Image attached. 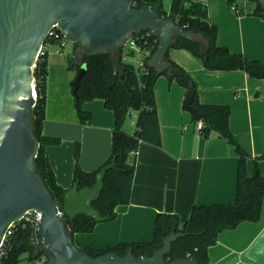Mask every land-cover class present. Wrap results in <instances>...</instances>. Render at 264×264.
<instances>
[{"label":"crops","instance_id":"obj_1","mask_svg":"<svg viewBox=\"0 0 264 264\" xmlns=\"http://www.w3.org/2000/svg\"><path fill=\"white\" fill-rule=\"evenodd\" d=\"M196 1L207 5L209 21L217 27L218 45L264 64V18L254 14L255 2L237 0L238 15L228 0ZM168 59L193 80L199 103L230 106L229 128L249 154L247 171L251 175L254 158L264 153V79L239 69L208 70L185 49L171 47ZM53 88L52 82H47L46 93H52ZM154 94L161 142L141 141L138 149L127 155V162L134 166L129 202L116 207L113 220L98 222L90 233H75L73 240L79 248L148 242L159 212L177 214L182 224L194 204L235 201L239 157L234 147L217 132L205 136L197 128L199 121L183 108L186 89L177 80L159 76ZM83 108L91 114L87 123L80 122L75 95L70 115L60 102L55 107L45 105L42 134L60 139L59 144L46 147L48 160L57 183L66 190L74 179L77 144L78 165L87 172L102 166L112 150L113 111L101 99L85 102ZM123 129L133 133L134 113L126 118ZM259 166L264 176V160ZM207 254L209 264H264V196L259 218L222 231Z\"/></svg>","mask_w":264,"mask_h":264},{"label":"trees","instance_id":"obj_2","mask_svg":"<svg viewBox=\"0 0 264 264\" xmlns=\"http://www.w3.org/2000/svg\"><path fill=\"white\" fill-rule=\"evenodd\" d=\"M158 0H132L137 8L153 6ZM162 1V0H161ZM229 6L236 5L237 0H228ZM163 7V2H162ZM254 14L264 18L263 8L256 3ZM162 18L171 19L187 31L203 35L208 42V49L202 53L200 42L190 41L184 37H175L173 48L185 49L195 57L203 61L204 66L211 71L243 70L249 76L264 79V64L258 60L247 58L242 53L231 52L227 47L217 44V27L209 21L207 5L196 0H171L170 9L164 11ZM156 42L154 49L158 47ZM78 45H74V49ZM154 50V51H155ZM111 54L84 55L83 61L86 70L81 77L76 89L75 105L81 123H87L91 114L83 108L85 102L96 99L104 101L107 109L114 113V127L112 131V150L107 161L97 170L83 171L78 165L80 149L78 144L74 149L76 165L74 169V181L79 182V187L92 186L95 175L100 169L114 162V167L109 169L104 178V187L100 197L93 202V207L100 215L106 217V221L116 217V207L129 202L134 178V166L127 162V155L135 152L141 141L159 145L161 142L159 121L156 112L154 84L161 75L149 67L146 74L137 76L133 66L119 60L121 70H117L111 58ZM71 57L67 58L68 67L71 70H79L78 66H71ZM169 60L175 70L176 76L169 78L177 80L186 76L185 70ZM36 80V104L33 107L35 117L34 128L40 143L35 157L36 168L55 203L60 210L63 204V196L66 189L61 187L55 178L49 164L46 151L47 146L57 145L58 137L42 134L43 121L45 119V99L48 77L47 57L39 60L34 69ZM190 78V77H189ZM72 89L74 86L72 84ZM193 106L203 117L201 132L209 136L217 132L226 138L234 147L238 157V169L236 177L235 201L231 204H194L191 207L189 217L181 224L177 214L159 212L154 221V230L151 241L148 242H122L108 245L103 248H81L92 257H97L109 252L120 256L129 251L136 257L151 256L153 252L163 246V240L173 232L182 235L171 244V252L167 256L168 261L175 259L195 258L199 264H209L208 248L215 244L219 234L226 229H233L243 221H256L261 212L264 196V176L261 175L259 161L264 160V153L254 158L253 173L247 171V159L249 154L235 139L229 128L230 106L221 104H201L195 93ZM135 115V129L128 134L123 129V124L132 113ZM97 221L85 215H78L69 220L68 230L75 233H90L97 225ZM33 231L29 224H19L13 232L11 246L3 264H20L21 256L27 253L32 262L35 257L30 245ZM14 238L18 243L14 242ZM19 244L21 246H19Z\"/></svg>","mask_w":264,"mask_h":264},{"label":"water","instance_id":"obj_3","mask_svg":"<svg viewBox=\"0 0 264 264\" xmlns=\"http://www.w3.org/2000/svg\"><path fill=\"white\" fill-rule=\"evenodd\" d=\"M259 3L264 0H249ZM132 0H0V243L12 223L29 210L41 212L38 232L46 244L45 264H199L195 258L168 261L171 244L182 233L173 232L163 246L151 256H124L109 252L90 256L75 245L68 230L70 219L85 215L104 222L93 207L104 187L106 172L114 162L103 166L95 175L92 186L79 187L74 181L63 196L60 210L46 188L35 165L40 143L35 133L33 107L34 72L41 45L55 24L66 40L78 45L70 62L79 70L73 81V94L86 70L84 55L111 54L117 70H121L118 50L136 31H150L158 39V47L150 58L149 67L158 75L166 72L176 76L167 60L175 37L200 42L202 53L208 49L207 39L183 29L171 19L162 18V1L153 6L137 8ZM186 89L183 108L195 119L203 116L193 106L196 88L186 76L177 78ZM14 242L18 240L14 238ZM19 246H21L19 244ZM31 247V245H29ZM39 251L33 256L37 257Z\"/></svg>","mask_w":264,"mask_h":264},{"label":"built area","instance_id":"obj_4","mask_svg":"<svg viewBox=\"0 0 264 264\" xmlns=\"http://www.w3.org/2000/svg\"><path fill=\"white\" fill-rule=\"evenodd\" d=\"M131 6L135 7L132 2ZM231 9L238 15L241 14V11L238 9L237 5L232 4ZM156 42H158V39L153 36L150 31H136L126 40L124 45L118 50L119 60L131 64L137 76L140 77L142 74H146L148 72L150 58L156 51L154 49ZM67 43L68 40L65 39L63 33L59 30L58 25L55 24L52 30L49 32L48 36L46 37L44 43L40 47L36 64L39 60L48 57V51L51 45L55 44L63 47L67 45ZM36 64L33 66V72L36 67ZM35 87L36 80L34 78V90H36ZM35 99H37V96L35 97ZM197 128L202 129L201 122L197 124ZM41 216V212L37 210H29L23 216V218L12 223L0 243V264H3V260L6 257L8 250L11 246V239L14 229L19 224H29L33 231V234L30 239V245L33 252L39 251V255L35 257L31 264H45V262L47 261V246L38 232Z\"/></svg>","mask_w":264,"mask_h":264},{"label":"rangeland","instance_id":"obj_5","mask_svg":"<svg viewBox=\"0 0 264 264\" xmlns=\"http://www.w3.org/2000/svg\"><path fill=\"white\" fill-rule=\"evenodd\" d=\"M171 0H162L163 10L168 12L170 9ZM73 44L68 41L65 46L51 45L48 51V58L50 64V72L47 77V82H52V93H46L45 105L48 103L55 107L60 102L62 107L67 109V114L70 115L69 110L74 105V94L72 93V84L76 76V71L69 69L67 58H73L74 52L78 49L73 48ZM35 78V77H34ZM48 95V97H47ZM73 104V105H72ZM134 114H136L134 112ZM27 253L21 256V264H30Z\"/></svg>","mask_w":264,"mask_h":264},{"label":"bare ground","instance_id":"obj_6","mask_svg":"<svg viewBox=\"0 0 264 264\" xmlns=\"http://www.w3.org/2000/svg\"><path fill=\"white\" fill-rule=\"evenodd\" d=\"M33 86H34V84H33ZM34 90V89H33ZM34 96L36 97L37 96V94H36V90H34Z\"/></svg>","mask_w":264,"mask_h":264},{"label":"flooded vegetation","instance_id":"obj_7","mask_svg":"<svg viewBox=\"0 0 264 264\" xmlns=\"http://www.w3.org/2000/svg\"><path fill=\"white\" fill-rule=\"evenodd\" d=\"M73 48H74V46H73Z\"/></svg>","mask_w":264,"mask_h":264}]
</instances>
